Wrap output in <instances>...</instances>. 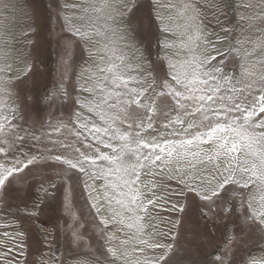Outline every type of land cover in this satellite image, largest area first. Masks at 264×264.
Instances as JSON below:
<instances>
[{"label":"snow or ice","instance_id":"snow-or-ice-1","mask_svg":"<svg viewBox=\"0 0 264 264\" xmlns=\"http://www.w3.org/2000/svg\"><path fill=\"white\" fill-rule=\"evenodd\" d=\"M0 264H264V0H0Z\"/></svg>","mask_w":264,"mask_h":264},{"label":"rangeland","instance_id":"rangeland-1","mask_svg":"<svg viewBox=\"0 0 264 264\" xmlns=\"http://www.w3.org/2000/svg\"><path fill=\"white\" fill-rule=\"evenodd\" d=\"M39 1L41 0H26L28 4L33 5L34 11H35V18L37 20L38 25L43 26L46 21V17L51 10V0H44V6L40 5ZM69 3L72 2V0H68ZM49 37L47 35V30H43L40 33V36L37 40V48H38V55L39 58L43 61V64L41 66V72L42 75L47 81L49 73H53L55 75V70L57 68L56 58L54 56L48 55L47 53L50 51V49L47 48ZM78 56V53H73V58H76ZM58 116V113L56 114ZM80 189L76 190V204L77 206H80L83 204V201L79 198ZM55 199L50 201L51 206V213L56 214V210L59 208L60 203L63 200L64 196V190L63 186L58 187L54 191ZM87 209H85V212ZM194 218V211L190 210L188 216L186 217L187 220H191ZM185 227H188V224H185ZM181 244H183V240H181Z\"/></svg>","mask_w":264,"mask_h":264}]
</instances>
